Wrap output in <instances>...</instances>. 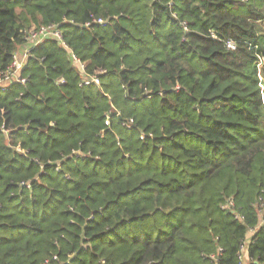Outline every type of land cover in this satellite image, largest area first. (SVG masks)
<instances>
[{
    "label": "trees",
    "instance_id": "obj_1",
    "mask_svg": "<svg viewBox=\"0 0 264 264\" xmlns=\"http://www.w3.org/2000/svg\"><path fill=\"white\" fill-rule=\"evenodd\" d=\"M25 48L0 264H264V0H0L1 79Z\"/></svg>",
    "mask_w": 264,
    "mask_h": 264
},
{
    "label": "built area",
    "instance_id": "obj_2",
    "mask_svg": "<svg viewBox=\"0 0 264 264\" xmlns=\"http://www.w3.org/2000/svg\"><path fill=\"white\" fill-rule=\"evenodd\" d=\"M46 38L60 39L61 38L60 31L56 27H53V26L42 27L40 30L34 31L28 35V41L30 43L29 45H37ZM230 46H232V45H230ZM28 52H29L28 48H25L22 52H16L13 55V63L11 66V75L8 74L3 79L0 78V85H6V83L8 82L9 79H12L10 81L15 80V81L21 82V83L25 82V79H22V77L19 75V72L25 66L26 59L28 56ZM74 61L78 64L79 69L81 71H83L84 65L76 57H74ZM257 66H258V69L261 71L262 67L264 66V54L258 55ZM261 87L264 90V84L263 83L261 84ZM242 252L243 253H242L241 259H243V264H245L244 259H245L246 246L243 247Z\"/></svg>",
    "mask_w": 264,
    "mask_h": 264
},
{
    "label": "rangeland",
    "instance_id": "obj_3",
    "mask_svg": "<svg viewBox=\"0 0 264 264\" xmlns=\"http://www.w3.org/2000/svg\"><path fill=\"white\" fill-rule=\"evenodd\" d=\"M260 79H261V83H262V79H263V76L262 74H260ZM264 84V83H263ZM262 88V87H261Z\"/></svg>",
    "mask_w": 264,
    "mask_h": 264
},
{
    "label": "crops",
    "instance_id": "obj_4",
    "mask_svg": "<svg viewBox=\"0 0 264 264\" xmlns=\"http://www.w3.org/2000/svg\"><path fill=\"white\" fill-rule=\"evenodd\" d=\"M246 253H247V252H245V259H244V263H245V264H246Z\"/></svg>",
    "mask_w": 264,
    "mask_h": 264
}]
</instances>
